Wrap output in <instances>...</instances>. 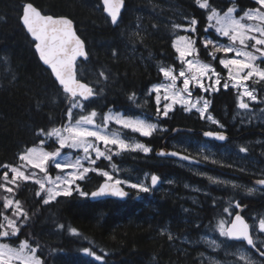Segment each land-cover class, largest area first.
<instances>
[{
	"label": "trees",
	"instance_id": "obj_1",
	"mask_svg": "<svg viewBox=\"0 0 264 264\" xmlns=\"http://www.w3.org/2000/svg\"><path fill=\"white\" fill-rule=\"evenodd\" d=\"M29 2L44 13L68 16L75 21L89 53L87 61L78 63V74L99 93L88 103L87 109L95 108L101 114L112 108L126 115H154V96L148 97L146 93L163 79L158 72L159 66L180 67L172 41L182 30L173 31L172 24H186L185 17H194L198 21V32L203 35L208 23V9H201L195 0H126L116 26L104 13L101 0H0V165H19V154L27 147L38 145L44 138L38 134L39 130L47 132L67 121L69 105L65 94L51 71L41 63L35 42L22 25L23 6ZM209 4L222 12L235 4L237 14H242L241 9L258 7L254 0H209ZM210 32L217 38L214 30ZM197 47L201 49L200 56L212 62L226 77V69L219 65L218 59L212 61L201 44ZM261 66L264 67V62ZM101 71L107 76L106 81L99 75ZM257 85L264 90V82ZM133 92L142 108H136L128 100ZM145 99L147 103H144ZM210 100V112L232 136L226 144L211 143L212 154L218 161L215 165L223 163L227 167L233 162L235 173L241 176L229 178L238 186L237 181L248 187L255 186L245 177L264 175V124L236 126L238 122H234L233 117L237 93L231 88L224 90L221 87L219 92L210 95ZM159 126L165 127L166 131H157L152 137L123 130L127 137L150 145L151 153L126 152L113 156L111 161L102 158L97 162V166L113 171L117 177H131L132 182H136V177L142 179L146 173L160 176V185L150 193L137 195V191L131 189L132 194L126 201L105 199L94 202L89 196L81 197L74 192L71 197H58L44 205L42 197L35 195L39 186L31 180L21 181L15 198L21 202L29 219L21 227L18 237L0 238V242L13 247L24 240L33 246L38 243L37 254L44 264H100L83 254L85 248L97 255L107 253L106 264H210L204 256L210 250L201 238L215 221L223 216L230 219L223 213L228 201L247 205L244 215L251 223V214L258 208L264 210V196L249 193L242 184L237 188L222 184L212 186L214 184L208 179L202 180L183 166L174 164L177 162L155 155V150L164 145V139L176 127L214 130L211 123L199 118L197 112H185L177 105L169 117L159 120ZM109 128L120 130L115 124ZM200 135L178 132L166 146L189 154L198 149L194 140L204 142ZM183 138L185 144L173 145V140L180 142ZM53 143L49 141L46 146ZM223 145L229 149L223 152ZM241 147L248 151L239 152ZM224 161L231 162L226 164ZM255 163H259L258 169L254 167ZM112 164L117 166V172L112 170ZM6 170L0 167V178ZM102 181L103 177L89 173L88 179L78 183L90 193ZM192 187L203 192L195 194ZM192 195H197V200H192ZM72 229L77 234H73ZM226 242L230 248L240 245L228 239ZM258 247L264 248V243H259ZM210 253L226 260L233 258L231 253L221 250Z\"/></svg>",
	"mask_w": 264,
	"mask_h": 264
},
{
	"label": "snow or ice",
	"instance_id": "obj_2",
	"mask_svg": "<svg viewBox=\"0 0 264 264\" xmlns=\"http://www.w3.org/2000/svg\"><path fill=\"white\" fill-rule=\"evenodd\" d=\"M103 3L112 24H117L124 0H103ZM195 3L201 9L210 10L207 15L208 23L203 29L204 34H199L198 21L194 17L191 19L185 17L186 24H172L173 31L183 29L186 33L177 35L172 41V47L178 54L177 60L180 62L179 70L177 71L173 66H159L158 72L162 74L163 82L153 84L146 93L148 97L155 93V114L142 113L140 116L125 115L112 108L103 114L95 108L86 111L88 103L92 98H97L99 93L89 83L77 78L76 61L78 58L88 56L84 41L76 34L73 22L67 17L43 15L32 3L25 4L22 22L34 38L35 48L41 60L51 68L65 94L66 103L69 105L66 112L67 121L62 126L54 127L47 132L43 129L39 130L38 134L43 135L44 138L39 140V146L27 147L19 154L21 163L18 166L0 165L8 169L3 172L4 183H0V188L14 194V188L9 187V184L18 187V182L31 180L39 186L35 195L42 197L44 205L56 201L58 197H71L74 192L81 197L90 195L93 198L105 196L124 198L129 195L125 191V186L135 189L137 195L150 193L160 181V176L150 174L149 184L145 182L149 178V174L146 173L144 179L136 177V182H132L131 177L121 179L115 176L113 171L97 166V162L102 158L111 161L113 156L126 152H140L145 155L152 152L149 145L127 137L123 130H130L131 133H138L142 137H152L157 131H166L159 127V120L162 117H169L177 105L185 112H197L201 119H206L223 129L224 125L209 111L212 101L204 95L217 93L221 87L224 90L231 88L236 91L237 108L245 113L251 111V102L264 103V98H259L257 90L250 88L248 83L249 81L264 82V67L261 66L264 62V0H254L258 7L241 9L242 15L239 17L234 15L238 11L235 4L228 7L221 15L216 8L211 7L209 0H195ZM210 30H214L217 38H213ZM219 37H226L227 43H222ZM198 43L212 61L218 59L219 65L227 70L226 77L222 76L212 63L200 59L201 49L197 47ZM217 53L223 55L217 57ZM229 53L234 55L228 56ZM113 54L115 55V51ZM99 75L107 80L103 71ZM178 81H181L180 86L177 84ZM197 91L200 95H194ZM100 92H103V88H100ZM127 98L136 108H142V105L137 103L135 92L129 94ZM144 103H147V99ZM74 110H79L81 113L78 118H74ZM85 112L86 114H83ZM261 113L264 114V109H261ZM112 123L120 126V130H110L109 125ZM203 136L218 141L227 139L223 131H206ZM52 138L58 147L53 151H46L44 148L46 141ZM64 149L79 150L81 154L73 158L72 152L65 154ZM247 151V148L239 149L241 153ZM157 155L177 157L190 164H199L198 160L181 151L166 152L162 149ZM203 158L205 161L209 160L208 155ZM85 162L88 166H85ZM211 163L216 164L218 161L213 159ZM50 165L60 170L61 174L55 178L49 175ZM111 168L118 171L115 164H112ZM34 170H39L43 175H38ZM9 171L12 173L11 179H9ZM89 173L103 177V183L91 193L84 191L78 183L88 179ZM207 179L212 184L239 187L231 181L216 177L208 176ZM256 184L264 186V179H259ZM253 190L249 188L248 192L251 193ZM3 208L11 209L12 216L10 218L0 212L2 216L0 238H16L21 227L28 221L29 215L19 200L8 197L3 200ZM241 210L242 205L239 201H228V207L223 208V213H226L230 219H219L213 230L218 231L220 236L228 240L246 242L247 246L255 249L259 256L264 258V248H257L253 238L252 230L255 224L250 225L241 214ZM71 231L77 234L75 229ZM258 231L264 233V218L259 219ZM171 239L172 236L169 235V240ZM210 246L220 247L214 240L210 242ZM39 248L38 243L33 246L28 240L21 241L16 247L0 242V264H44V260L37 254ZM82 252L100 264H106L107 253L97 255L90 248H85ZM237 254L243 264H255L243 247L237 248L233 253V255Z\"/></svg>",
	"mask_w": 264,
	"mask_h": 264
},
{
	"label": "rangeland",
	"instance_id": "obj_3",
	"mask_svg": "<svg viewBox=\"0 0 264 264\" xmlns=\"http://www.w3.org/2000/svg\"><path fill=\"white\" fill-rule=\"evenodd\" d=\"M209 9H208V13H209ZM219 11V10H218ZM220 12V14L221 15H223V12L222 11H219ZM234 15H236L237 17H239V15H242V14H237V12L236 13H234ZM180 30H182L181 32L182 33H180L179 35H185L186 33L183 31V29H180ZM219 39L221 40V42L222 43H227V38L226 37H219ZM249 50H251V49H249ZM217 54H220V56H222L223 54L222 53H217ZM232 55H234L233 53H229L228 54V56H232ZM200 59L202 60V61H204V62H207V63H212V62H210V61H206V60H204L201 56H200ZM179 69H177V71H178ZM222 75V74H221ZM226 75H227V70H226ZM223 76V75H222ZM164 79V78H163ZM163 79H162V81H160V82H157V83H161V82H163ZM157 83H155V84H157ZM222 83H223V81H222ZM249 83V87L250 88H254V89H256L257 90V94H258V97L259 98H264V90H260L259 88H258V85L257 84H259V83H255V82H253V81H249L248 82ZM177 84H178V86H180V84H181V81H178L177 82ZM152 87V86H151ZM150 87V88H151ZM194 95H200V93L197 91L196 93H194ZM204 95H206V96H208V98L210 99V95H208V94H204ZM152 96H154L155 97V93H152ZM163 103V102H162ZM179 106V105H178ZM250 109H251V111H249L248 113H245L243 110H239L238 108L236 109V112H235V114H234V117H235V119H234V117H233V121L234 122H240L241 123V125H243V127L244 126H254V125H257V124H264V114H262L261 113V109H264V103H258V102H251L250 103ZM91 109H87L86 111H90ZM114 111H118V112H123V111H119V110H115V109H113ZM210 111V110H209ZM99 112V111H98ZM100 113V112H99ZM124 113V112H123ZM79 114H81L80 112H79V110H74V118H78V115ZM83 114H86V112L85 113H83ZM125 114V113H124ZM212 114V113H211ZM126 115V114H125ZM213 115V114H212ZM131 116H138V115H131ZM214 116V115H213ZM215 117V116H214ZM216 118V117H215ZM217 119V118H216ZM98 122H100L99 120H98ZM153 122H155L154 120H153ZM211 123V122H210ZM112 124H115V123H112ZM111 125V124H110ZM115 126H118V125H116L115 124ZM217 126V125H216ZM160 127V126H159ZM225 127V126H224ZM161 129H165V127H160ZM241 128V127H240ZM49 141H53L54 143L52 144V146H50V147H48V146H46V144L49 142ZM138 141V140H137ZM140 142V141H139ZM46 144H45V146H44V148H45V150L46 151H53L56 147H58V144H56L55 143V140H54V138H52V139H50V140H48V141H46ZM180 144H185V140H184V138L183 139H181L180 140V142L179 141H174L173 142V145L174 146H180ZM36 146H39V144L38 145H36ZM150 146V145H149ZM199 149H201L202 150V154L205 156V155H208L209 156V160L208 161H210L211 162V160H213V159H215V160H217V156L215 155V154H212V151H211V144L209 143V142H207V141H204V142H202L200 145L198 144V145H196ZM202 146H206V147H202ZM151 147V146H150ZM152 148V147H151ZM229 149V148H228ZM152 150H153V148H152ZM72 152V155H73V158H75V156L76 155H80L81 153L79 152V150H69V149H64L63 150V152L65 153V154H67L68 152ZM223 152L224 151H226L225 149H223L222 150ZM210 156H212V157H210ZM214 157V158H213ZM232 161V160H231ZM231 161H229V162H231ZM229 162H224V163H226V164H228ZM231 163H233V162H231ZM229 165H230V163H229ZM255 166V168L256 169H258V167H259V163L258 164H254ZM18 166V165H17ZM85 166H88L87 165V163L85 162ZM52 168V169H51ZM6 171H8V169L6 170ZM34 171H36L37 173H38V175H40V176H42L43 174L42 173H39V170H34ZM117 172V171H116ZM58 174H61L60 173V170H58V169H55L54 168V166H51L50 165V171H49V175H51L53 178H55ZM114 175H115V173H113ZM11 176H12V173L9 171V179H11ZM115 176H117V175H115ZM209 176H212V177H215V176H213V175H209ZM260 176H262V177H264V175H260ZM196 177H200L202 180H204V179H207V177L208 176H205V175H203V176H198V174H196ZM118 178H120V177H118ZM216 178H219V179H221V180H226V181H231V182H233V183H235L236 184V182H234L233 180H231V178H229L228 176H221V177H216ZM122 179V178H121ZM142 179H144V177L142 178ZM21 182V181H20ZM146 183H149L150 184V176H149V178H148V180H146L145 181ZM237 182H239L238 184H239V186H241L240 184H242V186L241 187H243V188H245V189H249V188H252V189H254L252 192H255L256 191V189L254 188V187H251V186H249L248 187V185L247 184H245V183H242V182H240V181H237ZM0 183H4V181H3V179H2V177L0 178ZM19 183V182H18ZM243 184H245L247 187H245V185H243ZM9 187H13L14 188V194L13 193H7L4 189H2V188H0V212H2L4 215H8L10 218H11V216H12V210L11 209H7V210H5L4 208H3V200H4V198L5 197H8V198H10V199H14V200H17L16 198H15V193H16V190H17V187L16 186H14V185H11V184H9L8 185ZM212 186H217V185H212ZM193 189H194V193L195 194H197L198 192H203V190L202 189H199V188H197V187H192ZM217 188H220V187H217ZM197 189H198V191H197ZM192 200H197V195H192ZM194 202H197V201H194ZM251 216L253 217V219H252V221H251V224L253 225V224H255V228L253 229V233H254V236H255V238H256V240H257V243L259 244H262V242H264V233H260L259 231H258V222H259V219L260 218H264V210L262 211V209H259L258 208V210L257 211H255L254 213H252L251 214ZM223 218H224V216H223ZM225 219V218H224ZM218 221V220H217ZM217 221H215L211 226H209L208 227V230H207V232H206V234L205 235H203L202 236V238H201V240L208 246V250H210V251H207V252H205V258L210 262V259H211V263L212 264H243V262L242 261H239V257H238V254L237 255H233V253H235L236 252V249L237 248H244V249H246L247 250V252H248V254L251 256V258L253 259V261L255 262V264H262V262L260 261V259L256 256V254L250 249H248L245 245H238V246H236L235 248H230V247H228V244H227V242H226V239L227 238H225V237H222V236H220L219 235V232L218 231H214L213 229H214V227H215V224L217 223ZM216 241V243L217 244H219L220 245V247L219 248H215V247H212V246H210V242L211 241ZM217 250H221V251H223V252H226V253H231L232 254V257L233 258H230L229 260H226V259H224V258H221L220 256H218V255H216V254H214V253H210V252H216ZM225 256V255H224Z\"/></svg>",
	"mask_w": 264,
	"mask_h": 264
},
{
	"label": "water",
	"instance_id": "obj_4",
	"mask_svg": "<svg viewBox=\"0 0 264 264\" xmlns=\"http://www.w3.org/2000/svg\"><path fill=\"white\" fill-rule=\"evenodd\" d=\"M102 1V5H103V8H104V13L111 19V17L109 16V14L105 11V5H104V3H103V0H101ZM29 3H32V2H29ZM38 10H40L41 11V13L43 14V15H51V16H54V17H67L68 19H70L72 22H73V27H74V30H75V32H76V34L80 37V39L81 40H83L84 41V44H85V50H86V52L88 53V49H87V44H86V42H85V40L79 35V33H78V31H77V28H76V24H75V21L74 20H72L70 17H68V16H56V15H53V14H48V13H44L39 7H37L34 3H32ZM125 6H126V0H124V3H123V6L121 7V10H120V15H119V17H118V22H117V24L119 23V21L121 20V17H122V13H123V11H124V9H125ZM21 21H22V19H21ZM117 24H113V26H116ZM22 25L24 26V28L26 29V31H27V28H26V26L23 24V22H22ZM27 33L30 35V37L34 40V38L31 36V34L27 31ZM35 41V40H34ZM36 49V48H35ZM37 51V50H36ZM37 53H38V55H39V57H40V54H39V52L37 51ZM89 59V53H88V56H87V58H78L77 59V61H76V74H77V78L78 79H81V78H79V74H78V63L79 62H81V61H87ZM40 61H41V63L46 67V68H48L50 71H51V68L48 66V65H46V64H44V62L41 60V58H40ZM51 73H52V71H51ZM52 75L54 76V74L52 73ZM54 78H55V76H54ZM82 80V82H85V83H88V82H86V81H84L83 79H81ZM58 82V81H57ZM90 84V83H89ZM91 86H93L92 84H90ZM94 87V86H93ZM93 99H95V98H92L91 100H93ZM196 130H194V129H190V128H182V127H176L165 139H164V145L162 146V147H159V148H157L156 150H155V155L157 156V157H161V158H169V159H175V160H178V161H181V160H179V158H177V157H170V156H164V157H162V156H158L157 155V153H159L162 149L164 150V151H166V152H171V151H180V150H177V149H172V148H169L168 146H166V144H167V142L170 140V138H172L173 136H175L178 132H190V133H193V132H195ZM206 131H214V132H219V131H223L224 132V134L226 135V137H227V139L225 140V141H218V140H215V139H212V138H207V137H205L206 139H208V140H213V141H216V142H218V143H221V144H224V143H227V142H229L231 139H232V136L227 132V131H225V130H204L203 131V133L204 132H206ZM182 152V151H181ZM183 154H186V155H190V154H188V153H185V152H182ZM192 156V155H191ZM193 157V159L194 160H198L199 161V164H196V165H208L206 162H204V161H202V160H200V159H198V158H196V157H194V156H192ZM181 162H184V163H189V162H187V161H181ZM259 179H264V178H249V181H251L252 182V184H254V185H256V187H259V188H262V189H264V186H260V185H258V184H256V181H258ZM102 183H103V181H102ZM160 183H161V179H160V181L158 182V184H157V186H159L160 185ZM96 189H94V190H92V191H95ZM91 191V192H92ZM125 191H127L128 193H129V195L127 196V197H124V198H120V197H114V196H105V197H97V198H93V197H91L90 195H89V199L91 200V201H94V202H96V201H100V200H105V199H116V200H121V201H126V200H128V198L130 197V195H131V193H132V191L128 188V187H126L125 186ZM90 192V193H91ZM242 205V204H241ZM246 208H247V205H242V210H241V214L245 217V215H244V212H245V210H246ZM245 219H246V217H245ZM247 220V219H246ZM248 221V220H247ZM248 223L251 225V223L248 221ZM252 234H253V230H252ZM253 238H254V240L256 241V238H255V236H254V234H253ZM234 242H242V241H234ZM242 243H245L246 244V242H242ZM256 244H257V241H256ZM249 249H251L255 254H257L258 256H259V253L255 250V249H252L250 246H247ZM257 248H259L258 247V245H257Z\"/></svg>",
	"mask_w": 264,
	"mask_h": 264
},
{
	"label": "flooded vegetation",
	"instance_id": "obj_5",
	"mask_svg": "<svg viewBox=\"0 0 264 264\" xmlns=\"http://www.w3.org/2000/svg\"><path fill=\"white\" fill-rule=\"evenodd\" d=\"M211 113V112H210ZM213 114V113H212ZM200 118V117H199ZM201 119V118H200ZM203 121H206V122H208V123H210L209 121H207L206 119H202ZM222 124V123H221ZM211 125H212V127L214 128V130H225L226 131V127H224L223 129H221V128H219L218 126H216V125H214V124H212L211 123ZM238 128H242L243 127V125H241V123L240 122H238L237 123V125H236ZM250 127V126H249ZM252 127V126H251ZM206 129V128H205ZM203 131H204V129L203 128H201L200 130H196V132H193V134H195V135H199V134H201L200 136H203ZM193 142H196V143H199V142H197L196 140H194ZM208 142L211 144V143H217L216 141H213V140H208ZM178 147V146H177ZM228 148V146L227 145H223V147H222V150L223 149H227ZM190 155H192V156H194V157H196V158H198V159H200V160H202V161H204V155L202 154V150L201 149H197V148H195L194 149V151H190V153H189ZM173 162H177V163H174V164H176L177 166H180L181 167V165L183 166V168L184 169H186L188 172H190L191 174H193V175H196V174H198V176H203V175H206V176H209V175H213V176H215V177H221V176H228V177H230V176H237V177H240L241 175L240 174H237V173H235V171H236V166L234 165V163H230V167H229V164H228V166L226 167L223 163L222 164H219V165H215V164H212L211 165V162L210 161H204V162H206L208 165H196V164H190V163H184V162H180V161H177V160H172ZM172 162V163H173ZM225 162V161H224ZM180 164V165H179ZM186 164V165H185ZM209 168V169H208ZM210 169H212V170H210ZM235 170V171H234ZM209 172V173H208ZM211 172V173H210ZM245 178H247V179H249V178H252V177H245ZM255 178H264V177H255ZM252 187H254L255 189H256V191L254 192L255 194H259V195H262V196H264V190H262V189H260V188H258V187H256V186H252ZM257 256V255H256ZM259 259H260V261L262 262V264H264V259H262V258H260L259 256H257Z\"/></svg>",
	"mask_w": 264,
	"mask_h": 264
},
{
	"label": "bare ground",
	"instance_id": "obj_6",
	"mask_svg": "<svg viewBox=\"0 0 264 264\" xmlns=\"http://www.w3.org/2000/svg\"><path fill=\"white\" fill-rule=\"evenodd\" d=\"M23 15V14H22ZM30 36V35H29ZM33 40V39H32ZM34 41V40H33ZM35 42V41H34ZM36 50V49H35ZM37 52V51H36ZM38 54V53H37ZM39 56V55H38ZM40 58V57H39ZM80 78V77H79ZM203 141H207L208 142V139H206L204 136H203ZM170 139H173V138H170ZM177 141V140H176ZM173 142H174V140H173ZM202 142H200V143H197V145L199 144H201ZM219 144H221V143H219ZM224 144H226V143H224ZM210 157H212V156H210ZM159 158H161V157H159ZM214 158V157H213ZM163 159H168V160H175V159H169V158H163ZM178 161V160H177ZM205 161V160H204ZM181 162V161H180ZM186 165V164H185ZM182 166V165H181ZM209 173V172H208ZM211 173V172H210ZM206 176V175H205ZM238 178H236V180H237ZM240 180V179H239ZM242 181V180H241ZM195 186V185H194ZM256 186V185H255ZM127 187V186H126ZM259 188V187H258ZM260 189H262V188H260ZM131 190V189H130ZM262 190H264V189H262ZM132 194V193H131ZM245 214V213H244ZM254 234V233H253ZM238 243V242H237ZM241 245H245L246 247H247V245L245 244V243H242V242H239ZM248 248V247H247ZM249 249V248H248ZM250 250V249H249ZM260 257V256H259ZM261 258V257H260ZM262 259H264V258H262Z\"/></svg>",
	"mask_w": 264,
	"mask_h": 264
}]
</instances>
